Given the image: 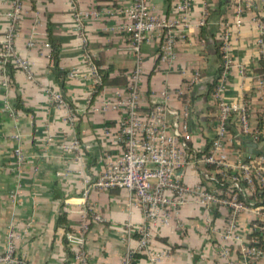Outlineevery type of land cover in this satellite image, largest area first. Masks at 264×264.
<instances>
[{"label": "crops", "instance_id": "obj_1", "mask_svg": "<svg viewBox=\"0 0 264 264\" xmlns=\"http://www.w3.org/2000/svg\"><path fill=\"white\" fill-rule=\"evenodd\" d=\"M178 1L150 0L154 12L165 18L176 15ZM248 1L253 7L242 12L240 26L235 24L236 0H229L222 17L210 21L207 34L202 35L207 8L219 0H190L189 28L177 43L172 62L161 60L157 40L140 46L141 114L146 116L155 103L162 102L164 91L180 115L188 106L189 144L197 153L205 154L216 135L218 107L211 85L224 66L222 48L217 47L225 39L222 22L229 25L233 60L224 95L229 101L250 102L253 128L260 129L264 122V91L257 87L263 69L255 20L264 0ZM129 4L130 0H24L15 47L30 62L33 77L22 70L10 72L8 65L0 64V255L13 229L16 253L28 264H73L67 233L79 234L87 213L89 227L84 234L90 264H264V257L254 261L239 242L224 239L230 216L226 206L208 208L190 195L168 223H148L127 189L91 187L85 195L87 181H94L103 169L104 153L123 148L121 113L105 111L102 105L125 92L130 72L138 64V54L124 30L128 20L122 10ZM11 9L12 0H0V39L10 26L7 13ZM79 12L89 13L81 31L75 19ZM31 36L36 40L34 47L28 45ZM88 50L99 71L111 67L114 82L97 92L85 59ZM76 69L82 74L72 76ZM54 92L67 104L54 101ZM75 139L82 143L81 157L64 148ZM19 146L25 155L21 164L15 154ZM227 149L232 161L238 155L254 160L264 153V138L242 135L232 121ZM204 172L201 164H192L181 170L182 180L196 187L206 181ZM247 197L257 206L264 203L260 195L250 192ZM260 219L254 208L238 216L237 233L245 245L251 243L254 224ZM142 225L148 226L150 234L145 249L139 248ZM259 245L264 249V236ZM161 252L165 254L153 261L152 254ZM128 254L132 257L126 262Z\"/></svg>", "mask_w": 264, "mask_h": 264}, {"label": "built area", "instance_id": "obj_2", "mask_svg": "<svg viewBox=\"0 0 264 264\" xmlns=\"http://www.w3.org/2000/svg\"><path fill=\"white\" fill-rule=\"evenodd\" d=\"M238 13L235 24L242 23L241 14L253 7L248 0H236ZM190 0H180L176 3V15L165 18L157 15L150 0H130V4L122 10L128 20L124 30L130 36L131 47L138 54V64L131 70L129 83L123 94L107 100L103 103V110L114 109L121 113L119 125V138L123 143L120 152L106 151L103 156L104 166L98 177L90 183L85 190V195L91 187L96 189L124 188L141 205L148 223H168L171 214L177 211L188 201L190 195H194L197 201L210 208L214 204L229 208V220L224 234L226 241L239 242L244 253L254 261L264 257V249L259 245L260 237L264 236V203L257 206L247 197L248 193L257 194L264 188V153L254 160H246L238 155L237 160L232 161L228 153L229 125L236 123L242 135H252L255 138H264V122L260 129L253 128L250 118V102L246 99L229 101L224 93L230 78V70L233 60L229 54V25L222 22L225 27V39L222 43L224 66L219 81L215 88L214 96L217 100L216 135L210 150L198 155L189 144V110L186 106L183 113L169 104V94L164 91V100L155 103L146 116L140 112L141 83L143 79V67L140 62V46L154 39L159 43V53L162 61L172 62L176 58L175 47L177 43L186 37L189 28L187 13L190 10ZM255 20L258 23L257 45L260 48L261 60L264 62V1L258 6ZM24 0H12V9L7 13L10 18V26L0 39V64L5 68L12 64L17 70L24 71L29 78L33 77L30 62L19 55L15 47V39L18 35L19 23L24 14ZM89 18V13L79 12L75 19L77 29L81 31L84 19ZM205 20L202 21V25ZM227 25V26H226ZM30 47L36 46L33 36L28 40ZM45 45L50 47V43ZM86 63L91 67L93 76V89L97 91L102 84V75L95 64L92 53L88 50L85 54ZM78 69L72 71V76L81 75ZM198 79V75L194 77ZM258 89L264 91V69L257 77ZM7 83V81H5ZM54 101L66 105L67 101L60 93H53ZM76 116V112L71 114ZM183 117V118H182ZM15 138L20 139L18 134ZM64 148L81 157L82 143L75 139L64 145ZM18 164L23 163L25 155L21 147L15 149ZM192 164H201L205 169V182L196 187H190L184 183L181 170ZM254 208L262 218L255 222L254 230L259 235L251 239V243L245 245L241 236L237 233V219L243 211ZM94 219L100 220L99 215ZM87 213L83 216L82 230L79 234L67 233V239L72 246L73 264H90L86 250V236L84 232L89 227ZM139 248L149 246L150 234L147 225L138 228ZM16 232L10 229L8 232V244L6 251L0 255V263L4 264H28L16 253ZM228 253V248L223 249ZM165 252L152 254V260L158 261ZM132 254H128L126 262H129Z\"/></svg>", "mask_w": 264, "mask_h": 264}, {"label": "trees", "instance_id": "obj_3", "mask_svg": "<svg viewBox=\"0 0 264 264\" xmlns=\"http://www.w3.org/2000/svg\"><path fill=\"white\" fill-rule=\"evenodd\" d=\"M228 3H229V0H219V2L217 3V5L215 7H208L207 8V15H206V19H205V24L202 26V35H206L207 34V32H208L207 31L208 30V23L210 21H212L214 19H220L222 17V15L226 11V6L228 5ZM217 47L220 50L221 47H222V43L221 42L217 43ZM220 56L223 57V52L222 51L220 52ZM54 60H57V57H54ZM261 64H262V69H264V62L262 60H261ZM8 66H9V68L11 70L10 72H13L16 69L11 64H8ZM110 69H111V67L108 70H106V71L100 69V73L102 75V84L98 87L97 91H99L104 84H110V83L114 82L112 80V78L109 76ZM259 69H261V68H259ZM222 70H223V64L220 66L218 76L215 78L214 82L211 85V88H214V90H213L214 92H215V88H216L217 83L219 81L220 74H221ZM127 80H128V83H129V79H127ZM209 150H210V148L208 150H205V152L207 153V151H209ZM197 154L201 155L202 152H198ZM256 195H260V197L262 199H264V188H261L257 192ZM253 235L257 236V235H259V232H254ZM70 256H72V253L70 254Z\"/></svg>", "mask_w": 264, "mask_h": 264}, {"label": "water", "instance_id": "obj_4", "mask_svg": "<svg viewBox=\"0 0 264 264\" xmlns=\"http://www.w3.org/2000/svg\"><path fill=\"white\" fill-rule=\"evenodd\" d=\"M254 146H257V144H254Z\"/></svg>", "mask_w": 264, "mask_h": 264}]
</instances>
